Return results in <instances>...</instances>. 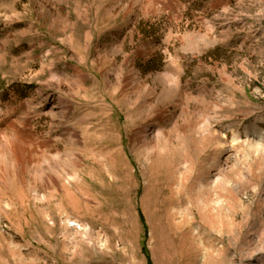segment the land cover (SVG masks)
<instances>
[{"label": "rangeland", "instance_id": "1", "mask_svg": "<svg viewBox=\"0 0 264 264\" xmlns=\"http://www.w3.org/2000/svg\"><path fill=\"white\" fill-rule=\"evenodd\" d=\"M0 264H264V0H0Z\"/></svg>", "mask_w": 264, "mask_h": 264}, {"label": "bare ground", "instance_id": "2", "mask_svg": "<svg viewBox=\"0 0 264 264\" xmlns=\"http://www.w3.org/2000/svg\"><path fill=\"white\" fill-rule=\"evenodd\" d=\"M22 157V156H21Z\"/></svg>", "mask_w": 264, "mask_h": 264}]
</instances>
